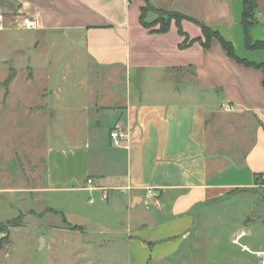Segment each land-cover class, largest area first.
<instances>
[{
  "label": "crops",
  "instance_id": "1",
  "mask_svg": "<svg viewBox=\"0 0 264 264\" xmlns=\"http://www.w3.org/2000/svg\"><path fill=\"white\" fill-rule=\"evenodd\" d=\"M148 4L185 14L216 34L208 36L185 17L172 18L167 30L158 31L160 24L150 25L156 11L142 15ZM0 11L14 13L10 29L74 35L71 43L85 51V66L97 68L101 78L80 111L93 117L110 113V137L112 130L125 135L117 144L98 128L91 132L95 152L88 142L73 151L49 149L40 163L43 184L2 185L0 201L4 197L7 205L17 192L87 193L90 203L103 202L106 215L101 219L94 208L99 215L93 231L121 238L130 264H209L192 258L198 216L227 195L264 188V48L246 44L247 36L264 41V0H257L256 21L247 29L243 0H0ZM21 16L37 26L23 27ZM221 38L233 45V56ZM35 72L30 66L27 83ZM18 78L19 70L11 66L0 80V119L11 116ZM103 78L111 83L108 90L100 86ZM46 89L39 105L24 103L31 119L55 116L63 101L58 90ZM250 214L240 227L247 232L241 242L259 249L264 217ZM262 220L257 242L253 224ZM233 238L247 254H232L229 263L218 264H259L257 255Z\"/></svg>",
  "mask_w": 264,
  "mask_h": 264
},
{
  "label": "rangeland",
  "instance_id": "2",
  "mask_svg": "<svg viewBox=\"0 0 264 264\" xmlns=\"http://www.w3.org/2000/svg\"><path fill=\"white\" fill-rule=\"evenodd\" d=\"M13 14L0 11L4 19L2 29L6 28L0 30V80L11 66L19 70L15 97L10 109L4 110L8 112L9 109L11 116L1 115L0 119V186L20 188L43 184L44 154L49 149L58 147L73 151L84 148L88 142L94 151L92 134L95 133L91 132L98 128L110 141L106 128L110 127L113 118L108 112L93 117L88 114L89 110L80 111L88 105V91L93 87L98 91L101 78L96 76L97 68L85 66L88 64L85 51L71 43L75 36L7 28ZM19 19L22 21L24 17ZM30 66L36 70L35 78L27 83L25 75ZM100 86L107 90L112 87L107 78H103ZM46 87L48 92L58 90L64 99L55 116L46 118L45 114H37L31 119L24 103L27 100L39 105L41 91ZM30 162H34L33 166ZM22 168L27 172V178ZM4 199L2 197L0 201V219L4 221L1 223L18 219L16 223L20 225L9 226V241L0 248V264H130L128 245L121 238L108 231H93L97 223L94 217L99 215L94 208L99 207L101 219L105 220L106 215L103 202L97 199L94 200L96 203H90L87 193L17 192L9 195L7 205ZM205 211L206 214L201 216L203 220L198 216V231L190 241L195 245L192 258L209 264L229 263L230 255L247 254L232 242V238L249 221V216L244 218L248 212L251 216L264 217V188H256L250 193H232ZM64 218L72 225H83L85 230L67 224ZM262 222L253 224V230H259L253 235L257 242L262 239ZM42 238L45 239L43 246ZM252 248L256 249L255 246Z\"/></svg>",
  "mask_w": 264,
  "mask_h": 264
},
{
  "label": "trees",
  "instance_id": "3",
  "mask_svg": "<svg viewBox=\"0 0 264 264\" xmlns=\"http://www.w3.org/2000/svg\"><path fill=\"white\" fill-rule=\"evenodd\" d=\"M244 3V12H243V25L247 29L250 24H252L254 21H256L255 18V9L257 7V0H243ZM153 9L158 14V18L152 22L150 25H157L160 24V27L157 29L158 31H165L169 27V23L172 18H176L178 20H181L183 17L189 18L191 20H194L198 22L200 25H202L204 32L211 36L212 34H216V32L212 31L209 27H207L202 22L191 18L185 14H182L178 11H170L166 9L156 8L152 6L151 4H148V6L143 8V16L145 17V13L147 10ZM142 18L144 19V17ZM223 46L226 48V50L231 54L234 55V48L233 45L227 41H225L223 38H221ZM246 44L248 47H256V48H264V41H256L253 42L252 39L247 36L246 38ZM14 73L11 74L10 79L13 77ZM18 219L9 220L5 224L0 223V231H3L6 234V236L0 241V248L2 245L9 241V226H17L20 225V223H16Z\"/></svg>",
  "mask_w": 264,
  "mask_h": 264
},
{
  "label": "built area",
  "instance_id": "4",
  "mask_svg": "<svg viewBox=\"0 0 264 264\" xmlns=\"http://www.w3.org/2000/svg\"><path fill=\"white\" fill-rule=\"evenodd\" d=\"M3 26V21L0 22V27ZM22 26L25 28H34L37 26V22L35 20H33L31 17H25L22 20ZM111 137L115 140V142L117 144H119L121 142V139H123L125 137L124 134L120 133L118 130H112L111 131ZM247 234V232L245 230H241L239 233H237L234 238L233 241L237 244H240L243 248V250L248 251V252H252L255 255H257L258 259H259V264H264V244L261 248L253 250L249 245L247 244H243L242 238Z\"/></svg>",
  "mask_w": 264,
  "mask_h": 264
},
{
  "label": "water",
  "instance_id": "5",
  "mask_svg": "<svg viewBox=\"0 0 264 264\" xmlns=\"http://www.w3.org/2000/svg\"><path fill=\"white\" fill-rule=\"evenodd\" d=\"M5 236H6V234H5L4 232L0 231V241H1ZM44 242H45V239L42 238V239H41V244H42V246L44 245ZM42 246H41V247H42Z\"/></svg>",
  "mask_w": 264,
  "mask_h": 264
}]
</instances>
